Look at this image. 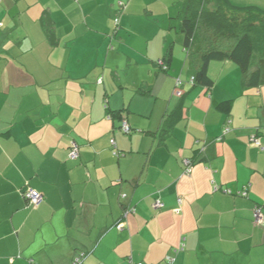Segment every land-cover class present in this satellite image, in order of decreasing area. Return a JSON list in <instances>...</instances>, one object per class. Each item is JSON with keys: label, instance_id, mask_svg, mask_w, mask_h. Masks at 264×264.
<instances>
[{"label": "crops", "instance_id": "crops-1", "mask_svg": "<svg viewBox=\"0 0 264 264\" xmlns=\"http://www.w3.org/2000/svg\"><path fill=\"white\" fill-rule=\"evenodd\" d=\"M186 1L0 0V264H264V59L194 86Z\"/></svg>", "mask_w": 264, "mask_h": 264}, {"label": "trees", "instance_id": "trees-1", "mask_svg": "<svg viewBox=\"0 0 264 264\" xmlns=\"http://www.w3.org/2000/svg\"><path fill=\"white\" fill-rule=\"evenodd\" d=\"M179 28L195 65L194 86L212 88L214 82L208 74L212 62H232L240 68L248 87L260 86L264 11L236 7L228 0H187Z\"/></svg>", "mask_w": 264, "mask_h": 264}, {"label": "built area", "instance_id": "built-area-1", "mask_svg": "<svg viewBox=\"0 0 264 264\" xmlns=\"http://www.w3.org/2000/svg\"><path fill=\"white\" fill-rule=\"evenodd\" d=\"M119 24H120V20H119V17H117L115 19V25L117 27H119ZM182 84L183 83L180 79H178L176 81L175 94L177 96L183 95V92L181 90ZM123 130L125 132H129V130H130L126 122L123 123ZM229 130H230V128H226L225 132H228ZM111 142H112V144H114V141H111ZM251 142L255 145L260 144L259 140L255 137L251 138ZM69 157L72 161H76L80 157L79 146L76 142L71 143L70 156ZM192 164H193V162L190 160L184 161L185 174H190ZM215 190H219V187L215 186ZM22 195L26 199V201L33 207L39 206L43 201L42 195L33 189H26ZM243 196H246V193H243ZM181 205H182V200L180 199L179 200V207L177 209H175V211H174L175 213H180ZM153 208H154V210H161L164 208V204L160 200H158L153 204ZM254 215H255L256 220L258 222L262 220V210L260 207L256 206V208L254 210ZM181 250H183V248ZM83 256H84V254H81L78 258H76L74 261V264H80L82 262ZM164 264H174V258L173 257H166Z\"/></svg>", "mask_w": 264, "mask_h": 264}, {"label": "rangeland", "instance_id": "rangeland-1", "mask_svg": "<svg viewBox=\"0 0 264 264\" xmlns=\"http://www.w3.org/2000/svg\"><path fill=\"white\" fill-rule=\"evenodd\" d=\"M194 45H197L198 46V42L196 41ZM196 48V47H195Z\"/></svg>", "mask_w": 264, "mask_h": 264}, {"label": "bare ground", "instance_id": "bare-ground-1", "mask_svg": "<svg viewBox=\"0 0 264 264\" xmlns=\"http://www.w3.org/2000/svg\"><path fill=\"white\" fill-rule=\"evenodd\" d=\"M124 123V122H123ZM130 127V126H129ZM131 130V129H130ZM122 131V130H121ZM122 132H124V131H122ZM129 133V132H128Z\"/></svg>", "mask_w": 264, "mask_h": 264}]
</instances>
